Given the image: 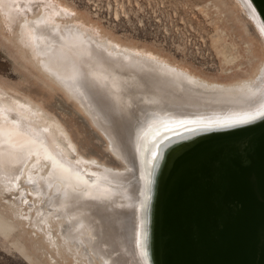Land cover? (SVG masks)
<instances>
[{
	"label": "bare ground",
	"instance_id": "bare-ground-1",
	"mask_svg": "<svg viewBox=\"0 0 264 264\" xmlns=\"http://www.w3.org/2000/svg\"><path fill=\"white\" fill-rule=\"evenodd\" d=\"M12 1L13 3L8 6L6 5L7 2L5 0H0V10L5 11V13L9 15L8 16L6 14L10 18L9 21H19L18 33L20 36V41L24 43V45H26L31 51V59L33 58L32 60L36 61L35 63L42 68L43 72L51 77L53 81H55L61 88L68 92L74 100L78 102L82 110H84V112L89 116L94 125L107 139V146L109 150L115 155L116 158L125 162V165L119 171V169L115 170L106 165L99 164L96 161H90L88 160L89 157L88 159L83 158L82 160L80 159V161L77 160V162L81 165L91 164V166L94 168L104 170L103 175L97 172L93 173V175H90L89 172L87 173L89 177H95V180H93L92 178L89 179V183L91 186L90 188L93 187L95 190H98V192H100L104 197H106V200H104L107 203L104 202V207L110 206V204H112V202H110V199H114L115 201L119 200L117 201L119 207H117L116 205V210L112 214L113 217L111 218V220L117 223L120 229H122V231L125 230L126 233H124V235L123 233L122 235L120 234V239H117V237L115 238L116 232L115 234H113V228L111 229V231H109V233H111L113 237L109 235V238L111 236V241L115 239V241L111 243L114 245V247H117V249H119V242L122 241L123 237L125 241L129 243L128 245L130 254L127 255V258L122 257L120 252L119 255H114L113 253H111L113 249H109V247L111 246L109 245V240L107 241V247H105V243H101V245H104L105 248L99 245L101 249L102 247L104 248V250L107 249V253H109V256H107L106 253L100 254L99 252H97V250L94 249L95 246L92 245L94 243H90L92 241L91 238L95 236L97 231L93 232L92 234L90 230V234H92V237L90 239L89 237H84L85 235L83 233H80L81 231H79L80 229H82V231L85 233V231L88 232L90 227L91 229L92 227H95L96 229L99 228V226L97 227V224L95 226V223L92 222V219V221H90V224L92 223L93 226L91 225L87 227L89 225V221L88 223H86L87 219L89 218L85 215L87 214V212L79 214L77 216V210L75 211V208L73 209L71 205H69L71 209H68L69 206L67 205L68 208H66L67 206L65 207L66 211L61 212L60 209V214L58 213L59 211L57 212V214H55L56 212L54 211L55 213L53 214V212L51 211V205L54 206V203H56L57 206H59L60 203L62 205L64 202L61 201H63L66 195V190L64 189L65 195H59L62 199H60V203H57V201L55 202V200H59V197H55V199L52 196H49V190L52 187L50 184H52L55 180L53 176L56 177L58 174L57 177L59 179V173H61L65 177L67 176V178L71 176L69 178V181L72 178L76 177V179L78 180L84 179L85 182L84 173L79 170V172L75 173V177H72L73 171L69 173L68 171H66V169H63L64 167H58L57 163L60 164L62 163V161H60L56 156L54 158L49 153V150L47 149L48 147H46V145H44L43 143L44 136L42 137V135H37L35 134V132L31 134L30 132L33 129H31V131L29 132L28 130H26V126V128L22 126L21 122L15 121L14 118H11V115L10 117L0 109L1 189L2 186L6 188H13V184H15L21 176L25 174L27 176V171L33 159H36L37 157L39 159V157H41L45 161H49L51 165H53V170L59 172L54 173V171L50 168L52 170L50 175L54 173L53 176H51L54 180H50V184H48L49 180L47 181L46 178L43 179V177H41V179L38 177L39 179L31 178V183L29 182V184H31L33 187L31 188L34 189L35 192H37L36 194H38V196H42L44 200H47L46 205L50 209L49 210L47 208L51 213L49 214L50 216H47V213H42V215L44 214V217H42L40 220L44 223H47V219L52 216L54 218H58L59 221L61 219L64 225L63 223V226L59 223L58 224L62 226V228H60V230H62L64 234V237L62 238H64V240L67 239L71 241V243L75 244L78 248H84L83 251L88 250H86V247L88 248V243L90 245L89 248L91 252L97 257L96 259H99L101 261L102 264H145V259L142 256L144 253V236L146 235L147 238L153 236L152 244L155 243L154 238L156 237V234L154 233L155 224L156 222L158 223V215L156 213L158 209V203H160V199L163 198L165 200L164 206H167V200L170 193V190L168 193V187L170 188L171 186V182L168 183V186L166 188L163 187V181L160 183L161 174L158 173L160 160H158L156 162L157 164H155L156 170L154 169V167L151 168V165L153 164V161L155 159L153 157V153H157L156 148L159 144V140L172 135L171 131L175 130L178 127L176 121L180 119H203L205 121H218L236 118L238 116L244 115L245 113L255 112L260 106V101L264 100V63H260V65H258L256 69V65L253 66L255 69V73L258 72L255 78H252V73H248L247 77H241L240 75H238L235 79L238 80V82L235 84L210 81L207 78L199 75L193 69L185 66L186 64L179 62L176 57L175 59L171 60L169 57H167L166 54L155 51L152 48H148L143 45L136 46V44H126L116 38V36L111 34L109 31H99V24L97 22H93L86 18L84 15H80L75 10V8H73L72 6L69 7L66 4H62L60 1ZM236 1L238 2V4H240L243 13L247 16V19L249 18V20L254 23L257 30L259 31V34L264 40V32H262V30H264V24L262 23L251 2L249 0ZM217 6L218 5H215L214 7H216L218 11H221L220 7ZM10 8L13 10L12 13L10 11ZM37 9L38 13L36 12ZM221 14L222 13H220V16ZM224 30H222L221 28V36H219L221 41L223 40V38L225 39V37H231L229 35L230 33L228 34ZM225 40L227 41V39ZM251 42H247L245 44L248 51H253V44ZM228 44L229 43L224 44V46L227 47L230 45L232 47V53L229 56L225 53V55H220L224 56L227 62H236L237 60H239V58H237L239 54L237 55V57L234 56V54L238 52L239 46L235 43L232 44V42L231 44ZM82 63H84V67H82ZM240 66L241 64L238 65L236 70L231 71L228 75H232L235 71L239 72ZM202 67L203 66L201 65L197 66L196 68L200 69V71H202L203 73H206L204 72V69ZM96 74L99 75L97 76V78L95 77ZM93 75L95 76L93 77ZM221 76L225 77L224 75ZM94 78H96L97 80ZM230 79H233V76ZM93 102H96L97 105ZM19 107L25 108L26 111H31V107L29 108L24 104H20ZM35 111L32 112L33 117H38L40 121L46 120V118L44 119L40 116L41 112L37 113ZM126 123L128 124L127 126H129L131 129V135H133V137L136 139H134L135 141H138L136 142L138 144L128 145L126 144V142H124L127 134L125 135L124 133L119 132V129H121V127H124L123 125H125ZM55 124L56 123H51L49 125L57 129V126H55ZM32 125L34 126L35 124ZM125 130L127 131V129ZM186 135L190 136L193 134L189 133ZM129 137L127 138L129 139ZM259 140H264V133L260 134L259 136L253 137V139H248L244 143L234 144L232 148H217L213 151H210L205 156L204 160L201 162V166L199 167L200 171L191 173L192 175L190 176V179L188 178L186 184L183 185L181 195L176 197V199L179 198L175 206L176 208H178V210H180V218L179 221H176L179 214L174 215L173 226L175 229V224L179 226L183 225L184 213L181 214V212L183 211V209L187 208L191 197L195 193L194 191L201 188L206 182H210L211 180H213L220 172L225 170L231 163L228 161L234 159V156L237 153L245 151L251 145H257L255 143ZM48 158L49 160H47ZM49 162L48 164H50ZM65 164L68 165V163ZM69 174L71 175L69 176ZM128 174L129 176H131H128L129 178H131L129 180H132V177H135L136 181H134L133 184L129 182L127 186L122 187L127 178H125V180H122L121 177ZM99 175V180L101 181V183H99L98 179L96 178ZM104 177L105 180L103 179ZM61 178L62 176L60 177V179ZM25 180H28V177L25 178ZM86 180L88 181V179ZM149 181H151V183H149ZM64 182L65 181H63V184H65ZM212 182H210V185L212 184ZM72 183L69 184L72 185ZM89 183H87V185ZM77 184L82 183L77 182L76 185ZM53 185L54 187L52 188H55V184ZM80 186L81 185H79V188ZM66 189H69V187ZM53 190L57 192L58 187ZM89 190L91 189H89L88 186L87 191L89 192ZM202 190L205 191L203 188ZM60 191L58 193H61ZM69 192L68 194L71 193ZM77 193L79 192L77 191ZM92 193L95 194L94 192ZM100 193L99 195L98 193H96L98 197L101 195ZM80 194L74 195L73 193H71L69 195L71 199L67 200L69 199L67 196V199L65 198V202L70 201L68 203L72 204L73 202V204H77L82 196ZM78 204L79 206L81 205L80 202H78ZM85 204H87L88 206V203ZM96 204L97 206L99 205L97 202ZM7 205L10 211L13 212L15 217L19 219L20 210H18L17 212V210L11 203ZM61 205L59 207H62ZM64 206L65 205L63 204V209ZM92 206L93 205H91V207ZM39 207L40 205L37 208ZM91 207L88 208L91 209ZM100 207L102 206L100 205ZM77 208L79 209V207ZM18 209H20V207ZM40 211H42V209L39 210V212ZM23 213L24 212H22V214ZM79 213H81V211ZM185 213L186 215H188L187 212ZM38 215H40V213ZM90 215L92 216V214ZM97 215L99 214L96 213V218ZM26 217L23 216V218ZM40 217L38 216V219ZM85 217L88 218L86 219ZM94 217L95 213L93 218ZM98 217L101 218L100 216ZM168 219L169 215L167 217V223ZM40 220H38V222ZM106 221L107 223L111 222L108 219ZM114 225L115 224L113 223V225H109V227H107L110 230V227L112 228L114 227ZM117 225H115V227H117ZM2 226L3 225L0 223V230L4 232L12 229ZM83 226L87 227L88 230ZM151 226H153L152 229ZM35 227L37 228V226ZM103 228L104 226L102 223L101 229ZM38 229L40 230V226ZM12 230L14 231V229ZM118 230L117 233L119 232ZM49 234L51 235V233ZM93 241H95V239H93ZM161 243L163 246L160 248V253L163 255H166V252L167 254L170 253L171 264H176V248L174 246L173 240L171 242L162 240ZM120 245H122V242ZM144 246L149 249V242H145ZM117 249L114 250L115 253L121 251V249L116 251ZM111 255L117 258L111 257ZM150 257L153 259V262ZM148 259H150L151 264H158V257H155L154 252H152L148 256ZM78 261V259L75 260L76 263ZM81 262H79V264ZM164 264H167L165 258Z\"/></svg>",
	"mask_w": 264,
	"mask_h": 264
},
{
	"label": "rangeland",
	"instance_id": "rangeland-1",
	"mask_svg": "<svg viewBox=\"0 0 264 264\" xmlns=\"http://www.w3.org/2000/svg\"><path fill=\"white\" fill-rule=\"evenodd\" d=\"M5 1L7 2L6 5L8 6L13 3L12 0ZM57 1H60L62 4H66L69 7L72 6L80 15H84L89 20L97 22L99 24V31H109L111 34L116 36V38L126 44H136V46L143 45L148 48H152L155 51L166 54L171 60L175 59L176 57L179 62L186 64L185 66L193 69L199 75L207 78L210 81L235 84L238 82V80H235L238 75L241 77H247L248 73H252V78H255L258 73H255V69L258 67V65H260V63H264V40L259 34V31L257 30L254 23L249 20V18L247 19V16L243 13L240 4H238L236 0ZM215 5H218L217 7H220L221 11H218L217 8L214 7ZM2 11L0 10V109L9 116L11 115L12 117H10L12 119L14 118L15 121L21 122L22 126H26V130L29 132L31 129H33L34 131L32 130L30 132L31 134L35 132L37 135H42V137L44 136L43 143L46 145V147H48L47 149L49 150V153L54 158L56 156L60 161H62L60 164L57 163L58 167H64L63 169H66V171L69 173L73 171L72 177H75V173L79 172V170L82 171V173H84L85 182L84 179L78 180L76 177L72 178V181H69L71 174H69L70 177L67 178V176L65 177L58 171L53 170V165H51L49 161H45L41 157L38 159L37 157L36 159L32 160V163L28 169L29 172L27 171V176L26 174L21 176L22 178L20 177V180L18 179V183L16 182L13 184V188H6L2 186V190L0 186V223L3 225L2 227L14 229V231L11 229L5 232L0 230V264H79L81 261L82 262L80 264H102L101 261L96 259L97 257L91 252L89 248L90 245L88 243V248L86 247V250H88L83 251L84 248L79 247V249L75 244H72L71 241L67 239L64 240V238H62L64 237V234L60 228H62L64 223L61 219L59 221L58 218H54L52 216L47 219V223H44L40 220L42 217H44V214L47 213L48 216L51 213L49 211V207L46 205L47 200H44L42 196H38V194H36L37 192L32 189V185L29 184V182L31 183V178L37 179L38 177H43V179L46 178L47 181L49 180L48 184H50V180L55 179L53 183L51 181L52 184L50 185L54 187L53 184H55V188L58 187V191H54L53 189L55 188H52L49 185L51 187L49 190V196H52L53 198L59 197V200H55L57 203H60V196L63 194L65 195L64 191L66 190V195L63 201H61L64 202V209L62 208L63 204L61 205V203L59 206L61 205L62 207L57 206L56 203L53 204L54 206L50 204L53 214L55 212V214H57L60 209L61 212L66 211L65 207L67 205H71L73 209L75 208V211L77 210V216L87 212V214H85L89 217H87L88 219L85 217L87 219L86 223L89 221V225L87 224V227L91 225L93 226L92 223L90 224V221L93 220L92 222L95 223V226L97 224V227L99 226V228L96 229L95 227H92L94 230L93 231L91 227L88 230V228L84 227V225L83 227L86 228L88 232L85 231L84 233L82 229H80V233H83L85 235H83L84 237H89L90 239L93 232L97 231L96 234H94L96 237H99L96 238L93 236L94 238L92 237V241L90 242L94 243L92 245L95 246L94 249L97 250V252L100 254L106 253V255L109 256L107 249L104 250V248L107 247V241L109 240V245H111L109 249H113L111 253L114 255H119L120 252L122 257L127 258V255L130 254L128 245L129 243L126 242L122 237V245H120L121 242H119V249H121V251H118L119 249L114 247L112 244L115 239L111 241L110 238L111 236L113 237V235L109 233V231L114 228L112 231L114 232L113 234L116 232L115 238L117 237V239H120V234L122 235L123 233L124 235V233H126L125 230L122 231V229H120L117 223L111 220L113 217L112 214L116 210V205L119 207L117 204V201L119 200L115 201L114 199H110L112 204H110V206H105V208L104 202H106V197H104L93 187L90 188L91 186L89 179L92 178L95 180V177H89L87 173L89 172L90 175H93V173L97 172L103 175L104 170L94 168L91 166V164L81 165L77 162V160L80 161V159H88L89 157L88 160L90 161H96L99 164L106 165L115 170L119 169V171L123 168L125 162L116 158L115 155L109 150L107 146V139L94 125L84 110H82L78 102L74 100L71 95L61 88L55 81H53L51 77L43 72L42 68L35 63L36 61L32 60L33 58L31 59V51L26 45H24V43L20 41V36L18 33L19 21H9V15L5 13V11H3V13H5L3 14ZM10 11L11 13L13 12L11 8ZM36 12L38 13V9ZM220 13H222L221 16ZM138 19L143 20V23L140 26L137 25ZM221 28L222 30L226 28L224 31H226L228 34L230 33L229 35L231 37H225L227 41L224 38L221 41L219 38V36H221ZM231 42L232 44L235 43L239 46L238 52L234 54L236 57L239 54L237 57L239 60L233 63L227 62L224 56H222L224 53L228 56L232 53V47L229 45ZM247 42H251L253 44V51L247 50L245 46ZM227 43H229V46L225 47L224 44ZM239 64H241L239 68L240 71H235L232 75H228L231 71L236 70ZM82 65V67H84V63H82ZM201 65L203 66L202 68L206 73H203L200 71V69L196 68L197 66ZM253 66H255V69ZM221 75H224L225 77ZM94 76L95 75H93V77ZM97 76L99 75L96 74L95 77L97 78ZM232 76L233 79H230ZM17 102L20 103L18 104ZM93 103L97 105L96 102ZM20 104H24L29 108L31 107V111H26L25 108L19 107ZM34 111L37 113L41 112L40 116L44 119L46 118V120L40 121L38 117H33L32 112ZM30 123L35 125L33 126ZM51 123H56L55 126H57V129L51 127V125H49ZM125 125L119 129V132H122L125 135L127 134L124 142H126L128 145L138 144L136 143L138 141H135L136 139L133 137V135H131V129L129 126H127L128 124L126 123ZM125 129H127V131ZM127 137H129V139ZM47 160H49V158ZM48 162L50 164H48ZM65 163H68L69 166ZM50 168L54 171V173L58 172L60 177L62 176V178L66 179L67 183L66 180L62 178L60 179L59 177L61 180L60 181L57 177L58 174L56 177L53 176L54 173L50 175L52 171ZM51 176H53L54 179H52ZM128 176L129 174L122 176L123 178L121 177L122 180L127 178L122 187L127 186L129 182L133 184V182L136 181L135 177H132L133 179L129 180L131 179L129 178L131 176ZM27 177L28 180H25ZM96 178L98 179V182L101 183L99 180L100 175ZM86 179H88V181ZM103 179L105 180V177ZM56 180H59L60 182ZM62 180L68 185L63 184ZM77 182L82 184L76 185ZM69 183H72V185ZM87 183L89 184L87 185ZM69 185L72 187V189ZM79 185H81L80 188ZM66 186H68L69 189H66L68 188ZM88 186L89 189H91L89 192L87 191ZM59 188L60 190L62 189L63 192L62 190L60 191ZM59 191L61 193H58ZM69 191L74 195H79L81 192L80 195L83 197L81 196L78 201L81 204L80 206L78 202L77 204H73V202L72 204L68 203L70 201L65 202V198L67 199V196L69 198L67 200L71 199V197H69L71 194ZM77 191L79 193H77ZM68 192L70 194H68ZM92 192L95 194L98 193V195L100 193L101 195L98 197L97 194L95 195ZM81 201L83 202V205ZM96 202L99 204V207L100 205L102 207L99 208ZM9 203L13 204V207L17 210V212L20 210L21 213L19 212V219H17L13 212L10 211L7 205ZM85 203H88V206ZM39 205L40 207L37 208ZM91 205L93 206L91 207ZM68 206L66 208H68ZM19 207L20 209H18ZM71 207L69 206L68 209H71ZM77 207H79V209ZM88 207H91L93 212ZM41 209L42 211L39 212ZM80 211L81 213H79ZM22 212L24 213L22 214ZM39 213L41 217L38 215ZM42 213L44 214L42 215ZM58 213L60 214V211ZM89 213L92 214V216ZM94 213L95 217L93 218ZM96 213L99 214L97 215V218ZM23 216H27L28 218H23ZM38 216L40 217L39 219ZM107 219L111 222L107 223ZM38 220L40 221L38 222ZM56 223L61 225L63 223V225H57ZM102 223L105 229H101ZM113 223L117 225V227L114 225V227H110L109 230V225L111 226ZM38 225L40 226L41 231L38 229ZM35 226H37V228ZM90 230L92 234H90ZM117 230L119 231L118 233ZM47 232L51 233V235ZM109 235H111L110 238ZM93 239H95V241H93ZM101 243H105V247L104 245H101ZM99 245L103 246L104 248L102 247L101 249ZM115 249H117V253H115ZM111 257L115 256L111 255ZM77 259L79 261L76 263L75 260Z\"/></svg>",
	"mask_w": 264,
	"mask_h": 264
},
{
	"label": "water",
	"instance_id": "water-1",
	"mask_svg": "<svg viewBox=\"0 0 264 264\" xmlns=\"http://www.w3.org/2000/svg\"><path fill=\"white\" fill-rule=\"evenodd\" d=\"M249 1L264 24V0ZM259 120L190 136L178 125L172 135L159 140L151 168L156 170L155 164L160 160V183L163 181L166 188L171 182L170 193L167 206L163 198L158 203L155 243L152 244L153 236L146 235L143 242V252L144 243L149 242V255L154 252L158 264H164V258L171 264L170 253H160L162 240H173L176 264H264V140L237 153L228 161L229 166L210 181L211 185L206 182L196 189L181 212L183 225L175 224L176 229L173 226L174 215L180 212L175 206L179 200L176 197L181 195L191 173L200 171L201 162L210 151L232 148L263 134L264 118ZM179 218L180 214L176 221ZM142 256L145 259L144 253Z\"/></svg>",
	"mask_w": 264,
	"mask_h": 264
},
{
	"label": "snow or ice",
	"instance_id": "snow-or-ice-1",
	"mask_svg": "<svg viewBox=\"0 0 264 264\" xmlns=\"http://www.w3.org/2000/svg\"><path fill=\"white\" fill-rule=\"evenodd\" d=\"M264 32V30H262ZM261 118H264V100L260 101L259 108L252 113H245L242 116H238L236 118H230L227 120H208L205 121L203 119H180L176 121V124H178L181 128L184 129L186 133L190 134H198L201 132H208L213 131L216 129H227V128H235L242 125H249ZM180 135V138H183L182 134ZM156 153H153V157L155 158ZM151 183V181H149ZM144 256H145V264H151L150 259H148L149 256V250L148 248L144 249Z\"/></svg>",
	"mask_w": 264,
	"mask_h": 264
},
{
	"label": "built area",
	"instance_id": "built-area-1",
	"mask_svg": "<svg viewBox=\"0 0 264 264\" xmlns=\"http://www.w3.org/2000/svg\"><path fill=\"white\" fill-rule=\"evenodd\" d=\"M143 23V20L142 19H138L137 20V25L140 26L141 24ZM157 23V22H156Z\"/></svg>",
	"mask_w": 264,
	"mask_h": 264
}]
</instances>
